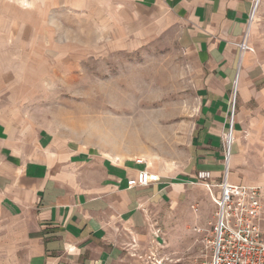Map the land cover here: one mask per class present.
I'll return each mask as SVG.
<instances>
[{"label":"crops","instance_id":"0c3cea01","mask_svg":"<svg viewBox=\"0 0 264 264\" xmlns=\"http://www.w3.org/2000/svg\"><path fill=\"white\" fill-rule=\"evenodd\" d=\"M26 2L48 11L96 12L106 25L127 29L163 20L193 50L202 74L187 164L169 181L153 170L159 181L147 187H127L145 168L130 157L52 133L27 134L22 125L0 121V264H116L151 204L188 200L189 182L198 172L220 181L233 94L237 110L227 181L264 185V58L258 50L238 47L246 40L254 49L248 39L255 0Z\"/></svg>","mask_w":264,"mask_h":264},{"label":"rangeland","instance_id":"374dc122","mask_svg":"<svg viewBox=\"0 0 264 264\" xmlns=\"http://www.w3.org/2000/svg\"><path fill=\"white\" fill-rule=\"evenodd\" d=\"M26 1L0 0V121L141 159L167 181L179 177L202 70L176 27L151 19L127 29L96 12ZM255 11L248 40L264 58V0ZM189 183L188 200L149 206L116 264L208 262L213 207Z\"/></svg>","mask_w":264,"mask_h":264},{"label":"built area","instance_id":"2783aa9c","mask_svg":"<svg viewBox=\"0 0 264 264\" xmlns=\"http://www.w3.org/2000/svg\"><path fill=\"white\" fill-rule=\"evenodd\" d=\"M259 0H255L252 21ZM240 52L253 51L246 40L238 44ZM235 95L230 100L229 128L224 138L225 168L220 181L209 172H198L196 184L209 194L214 206L210 225V258L206 264H264V185H235L227 181L232 129L234 124ZM136 164L143 160L136 159ZM159 181V176L147 167L139 170L134 178L127 180L128 188L147 187ZM193 184V183H191Z\"/></svg>","mask_w":264,"mask_h":264},{"label":"bare ground","instance_id":"6f19581e","mask_svg":"<svg viewBox=\"0 0 264 264\" xmlns=\"http://www.w3.org/2000/svg\"><path fill=\"white\" fill-rule=\"evenodd\" d=\"M256 12V11H255ZM253 18H254V15H253Z\"/></svg>","mask_w":264,"mask_h":264}]
</instances>
